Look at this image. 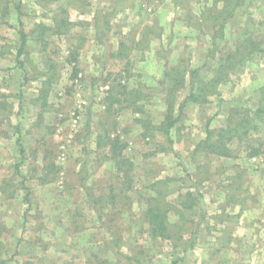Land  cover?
I'll return each mask as SVG.
<instances>
[{
	"label": "rangeland",
	"instance_id": "374dc122",
	"mask_svg": "<svg viewBox=\"0 0 264 264\" xmlns=\"http://www.w3.org/2000/svg\"><path fill=\"white\" fill-rule=\"evenodd\" d=\"M87 1L88 5L80 2L65 5V0L49 4L23 0L27 31L38 22L50 23L61 5L69 10L71 20L82 23L74 25L67 34L51 35L47 48L30 40L19 58L16 11L8 18L13 27L0 25V90L11 102L12 111L9 121L0 127V243L6 254H2L7 260L5 264H90V260L94 264H138L136 258L144 264H172L181 258L184 259L179 264H264V251L261 254L258 251L262 245L255 243H264V225L258 227L264 224V120L258 119L259 129L252 130L245 143L234 145L237 157L211 154L209 159L202 153L196 157L191 154L205 137L207 124L212 128L223 126L232 106L252 110L258 107L260 87L264 86V54H256L242 69L233 70L229 80L220 86V95L210 97L208 103H188L179 123L180 132L174 130V143H169L172 151L156 147L157 142L164 141L161 135L154 139L141 135L144 129L141 123L134 122L139 114H134L133 108L114 105L113 112L118 116L116 127L127 142L125 153L133 162L135 176L134 188L126 193L131 202L129 215L120 214L116 221L124 227L119 233L123 238L117 244L113 242L107 214L120 206L113 210L106 202L104 212L99 213V208L90 205L79 186L78 170L85 159V126L89 123L91 132L87 142L91 151L85 171L87 182L94 191L107 190V194L117 172L103 149V153L96 152L95 138L104 121L112 123L106 113L105 97L115 73H120L130 60L133 66L130 79L123 74L122 80L130 88L140 87L141 91L152 93L149 100L140 102L145 104L144 116L158 124L163 119L165 104L156 86L168 64L185 58L188 65L201 67L200 73L206 75L219 61L220 53L212 56L211 52L212 31L201 28L198 21L205 9L215 7L218 1L221 7L224 0ZM105 20L110 21L111 29L103 40L98 38V30ZM154 21L162 27L160 40L152 41L143 51L133 50L128 59L110 56L123 34L139 29L138 39L145 24ZM228 24L224 35L216 40L219 48H234L244 36L264 39V0H245ZM83 34L85 38L81 37ZM219 48L213 47L215 51ZM75 53L76 60L72 57ZM50 63L55 64L56 78L47 107L42 111L40 90ZM74 66L78 69L76 75ZM188 91V88L183 91L180 100ZM261 144L262 154L250 157L249 146ZM21 146L26 148L24 156ZM52 160L56 164L54 172L45 167ZM235 166H240L250 178L249 193L259 196L257 202L252 198L245 202V211L252 214L249 221L248 218L244 221L243 215L237 218L239 205L227 206V221L216 218L221 212L220 205L226 201L230 204L225 177ZM195 172L197 177L193 176ZM157 176L174 178L169 182L174 190L172 200L178 192L189 188L199 189L201 194L198 212H189V220L181 219L175 211L170 215L173 225L185 221L184 239L194 242L185 253L171 240L152 239L145 231L147 225H143V231L139 230L141 222L137 219L145 202L141 194L150 191V182ZM195 179L204 180L196 183ZM12 180L14 185L8 189ZM27 191L31 206L25 200ZM240 196L242 193L238 191L231 198L239 200ZM130 211L137 215L134 222ZM249 223L256 227L249 230ZM224 229L230 232L228 243L222 240ZM222 244L229 247L214 254Z\"/></svg>",
	"mask_w": 264,
	"mask_h": 264
},
{
	"label": "trees",
	"instance_id": "16d2710c",
	"mask_svg": "<svg viewBox=\"0 0 264 264\" xmlns=\"http://www.w3.org/2000/svg\"><path fill=\"white\" fill-rule=\"evenodd\" d=\"M46 4L52 3L56 0H41ZM176 3L179 0H174ZM66 4H73V2H80L82 5H88L87 0H65ZM181 2L180 4H183ZM245 4V0H224L221 7H219V1L215 3V7H208L205 9L201 21H198V24L202 28L203 26L212 31L211 43H212V56L215 53L219 52L220 57L219 61L216 62L215 66L209 68V72L206 75H202L201 67H191L188 65L184 59H180L177 63L168 64V68L164 72V77L159 80V85L156 86L160 89L162 101L165 104V109L163 111V119L156 123L144 116L145 114V104L141 103L144 99V102L149 100L152 97V93H146L141 91L139 88H130L127 85V82H123V74L126 75V79L129 80L133 66L128 59L130 52H133L135 49L145 50L149 47L152 41L160 40L162 35V27L156 21L152 24H145L143 30L139 33L140 38H136V34L139 32V29L132 30L129 34H123L122 38L119 39L118 47L116 50L110 52V56L114 59L123 58L128 59L125 66L120 73H115L114 81L110 84V87L107 91L105 97L106 100V113L108 118H112V123L109 125L108 122H103L101 124L102 131L96 134L95 143L97 150L104 151L108 155V159H111L114 162L116 174V181L114 178L111 181V184L107 190H102V192H97L93 190L87 180L85 171L87 170L88 165V155L91 154L89 146L87 144L91 139L90 124L87 123L84 129L83 141L86 143L83 147L84 151V162L82 169L78 170L79 186L87 196V200L90 203H93L94 206H97L99 213L104 212V206L106 202L110 207L120 206L119 209L108 212V221H110L111 227V236L113 242L119 244L120 240L123 238L121 230L124 227L117 225L116 221L119 219L120 214L123 215L125 212L128 213V210H131V202L129 197L126 195L127 190L134 188L135 176H133V162L126 155L125 151L127 148V142L122 136V131H118L117 118L118 116L113 112L115 104H119L121 107H130L133 108L134 114H139V116L134 118V122L142 124L144 131L142 132L143 137L155 138L158 135H161L164 138V141L157 142L158 149L161 148L162 151L171 150L172 147L169 145L174 143L173 134L174 130L178 133L180 132V122L184 118L185 109L188 103L193 102L199 105L206 104L210 101V97L220 95V86L229 80L231 72L236 69H242L244 63L248 60H252L256 54H264V39L257 40L253 36H247L242 38L235 44L234 48L218 47V42L216 41L219 37L224 35L226 29H228V23L232 17L238 11V8ZM16 11L18 26H16L17 31V40H18V58L26 52L28 48V43L30 40H35L39 42L42 48H47L51 35L57 34H67L74 25H77L82 22L73 21L70 18L69 10L64 8L63 5L59 6V11L51 16V22H38L36 23L30 31H27L25 23L23 20L24 10H23V0H0V25L13 27V24L10 23L8 18L13 11ZM193 18L198 19V16L192 15ZM80 21V20H79ZM200 22V23H199ZM100 26V25H99ZM101 30H98V38H104L107 35V31L111 29V24L109 20H105L102 23ZM82 38L86 37V34L81 35ZM104 40V39H103ZM214 48H219L215 51ZM160 48H165L160 46ZM75 53L72 57L76 60ZM51 59H53L51 57ZM49 67L46 68L44 72V79L42 83V88L40 90L41 98V110H45L48 104V96L52 85L56 78L55 64L50 63ZM75 75L78 73L77 67L74 66ZM189 89L185 97L180 100V96L183 91ZM261 96L258 101V107L255 110H252L248 107H233L230 109L227 117L226 123L218 128L210 127L209 123L206 126V134L198 143L195 145L191 154L193 157H196L200 153L204 154L209 158L211 154L218 156L234 158L237 157L235 154L234 145L238 142L243 144L247 140L246 138L250 135L252 130L259 129L258 119L264 120V86L260 87ZM11 102L8 100V97L4 92L0 90V127L5 125L9 121V116L11 115ZM119 106V108H120ZM125 132V131H123ZM128 132V131H126ZM25 147L21 146L20 152L25 155ZM157 149V150H158ZM107 150V152H106ZM249 156H257L262 154L263 148L262 144L259 146H249ZM103 151L101 153H103ZM98 158V157H97ZM210 159V158H209ZM98 160V159H97ZM46 168L51 167L52 171L56 168L55 162H46ZM240 166H235V169L231 170L225 177L227 183H225L226 198L228 200L224 205H220V210L216 214V218L227 221L229 216L226 214L227 206L239 205L240 210H238L237 218L244 215L246 208L245 202L247 199H253L254 202H257L259 196L253 197L249 193L248 183L249 179L245 175V170L243 171ZM196 171V170H195ZM194 173L193 176L196 175ZM197 177V176H195ZM112 179V178H111ZM207 180L210 179V176L206 177ZM26 182L25 179H23ZM204 179H195L196 183L199 181L203 182ZM170 181H174V178L171 176L160 177L157 176L154 182H150V191L145 194H141L145 197L144 207L141 213L138 216V221L140 223V232L143 231L144 224L147 225L145 231L148 232L149 236L152 239H168L171 240L173 245L176 247L183 248L182 252L185 253L188 247L194 245L193 240H185L184 233L187 231L185 227V221L182 224L171 223V212L175 211L179 217L183 220H189V212H198V207L201 203L199 189L197 191L192 188L180 191L177 194V197L173 200L170 198L172 193H174L173 188L170 186ZM19 183H22L20 181ZM120 184V186H117ZM14 185V181H10L7 184L8 189ZM20 185V184H18ZM243 189V190H242ZM248 190V191H247ZM238 191L242 193L239 200L231 198L238 195ZM106 194V196H105ZM110 198V199H107ZM25 200L28 201L29 206H31L30 194H25ZM229 204V205H228ZM127 209V211H126ZM29 214V210L26 212V215ZM103 215V214H102ZM105 215V214H104ZM129 215V213H128ZM130 216L136 219L137 215L130 211ZM100 219L101 217L98 216ZM179 221V220H178ZM177 221V222H178ZM134 222V221H133ZM198 226V224H196ZM0 226L2 224L0 223ZM130 226L128 227V229ZM193 233V232H192ZM1 234V231H0ZM228 234V236L226 235ZM230 232L224 229L222 231V240L224 243H228ZM182 240V241H181ZM228 248L229 246L222 244L214 254L222 253L223 248ZM225 248V249H226ZM134 249V248H133ZM222 251V252H221ZM2 254L6 255L3 250V245L0 243V264H5L7 261L2 257ZM14 257V256H13ZM11 257V258H13ZM138 264H144L143 260L136 258ZM175 259L172 261V264H179L181 260ZM21 264H33V262L21 263ZM90 264H94L90 260ZM112 264V263H108Z\"/></svg>",
	"mask_w": 264,
	"mask_h": 264
},
{
	"label": "crops",
	"instance_id": "0c3cea01",
	"mask_svg": "<svg viewBox=\"0 0 264 264\" xmlns=\"http://www.w3.org/2000/svg\"><path fill=\"white\" fill-rule=\"evenodd\" d=\"M246 212V211H245ZM247 215V216H246ZM251 217H252V214L251 215H249L248 214V212H246V213H244V215H243V218H244V221L246 220V218H248V220L247 221H249V219H251ZM255 217V216H254ZM246 225L248 224V222H246L245 223ZM264 224H260L258 227H261V226H263ZM256 227V225H253V224H251L250 225V223H249V225H248V228H249V230H251V228H255ZM256 237V236H255ZM252 238H254V236L252 237ZM256 244H259V245H264V243H261V241L260 242H255ZM252 244V243H251ZM258 247L259 249H258V251H259V253L261 254L262 253V251H264V249H263V247Z\"/></svg>",
	"mask_w": 264,
	"mask_h": 264
}]
</instances>
